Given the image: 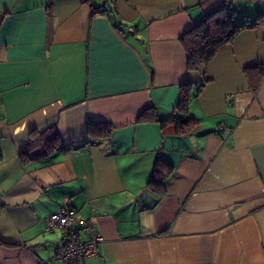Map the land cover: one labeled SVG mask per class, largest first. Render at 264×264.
I'll return each instance as SVG.
<instances>
[{
  "label": "crops",
  "instance_id": "crops-1",
  "mask_svg": "<svg viewBox=\"0 0 264 264\" xmlns=\"http://www.w3.org/2000/svg\"><path fill=\"white\" fill-rule=\"evenodd\" d=\"M223 3L239 22L264 12V0H0V264H62L64 234L45 227L63 204L102 238L85 264H264V79L253 92L244 74L264 63V25L204 73L186 69L179 40ZM205 76L189 133L137 122L150 106L172 116L180 84ZM88 120L114 129L86 142ZM51 126L65 151L26 150ZM157 159L174 167L162 195L147 186Z\"/></svg>",
  "mask_w": 264,
  "mask_h": 264
},
{
  "label": "trees",
  "instance_id": "trees-1",
  "mask_svg": "<svg viewBox=\"0 0 264 264\" xmlns=\"http://www.w3.org/2000/svg\"><path fill=\"white\" fill-rule=\"evenodd\" d=\"M101 10L105 11L106 7L104 5L93 6L92 12L97 13ZM256 25H264V12H257L253 18H246L239 22L236 18L235 9L231 4L223 3L219 8L205 15L180 35L179 40L187 56L186 69L204 73L206 64L220 47L233 41L241 30L253 28ZM244 74L250 89L256 92L262 79H264V63L246 67ZM207 81H209V78L205 76L198 82L186 80L182 82L180 84L179 102L176 104L172 116L160 117L155 107L150 106L139 113L137 122H157L163 132L171 130L174 134L189 133L197 124L196 118L189 113L190 99L192 95L199 93L201 87ZM194 89L196 90L194 91ZM113 129L114 125L108 121L88 120V140L86 142L108 138ZM39 145L41 147L38 152L39 156H48L55 150H66L54 126L42 131L33 130L29 133L26 150ZM24 154L27 155L26 151ZM173 170L174 167L171 164L157 159L153 165L147 186L160 195L164 194L166 179Z\"/></svg>",
  "mask_w": 264,
  "mask_h": 264
},
{
  "label": "built area",
  "instance_id": "built-area-1",
  "mask_svg": "<svg viewBox=\"0 0 264 264\" xmlns=\"http://www.w3.org/2000/svg\"><path fill=\"white\" fill-rule=\"evenodd\" d=\"M225 128L219 124V130ZM46 230L58 229L64 238L55 252V258L62 264H85L87 258L98 254L102 240L95 225L88 219L81 218L74 206L63 204L46 218Z\"/></svg>",
  "mask_w": 264,
  "mask_h": 264
},
{
  "label": "rangeland",
  "instance_id": "rangeland-1",
  "mask_svg": "<svg viewBox=\"0 0 264 264\" xmlns=\"http://www.w3.org/2000/svg\"><path fill=\"white\" fill-rule=\"evenodd\" d=\"M253 16H254V15H252L250 18H253ZM237 20H239V21H240V19H239V18H237ZM241 22H242V21H241Z\"/></svg>",
  "mask_w": 264,
  "mask_h": 264
}]
</instances>
